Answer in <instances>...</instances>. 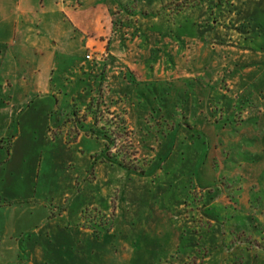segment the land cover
I'll use <instances>...</instances> for the list:
<instances>
[{"label": "rangeland", "instance_id": "374dc122", "mask_svg": "<svg viewBox=\"0 0 264 264\" xmlns=\"http://www.w3.org/2000/svg\"><path fill=\"white\" fill-rule=\"evenodd\" d=\"M108 2L96 35L70 26L7 50L0 138L18 139L0 145V206L38 205L49 219L70 224L72 236L84 230L74 252L80 259L72 254L68 264H178L189 254L179 264H219L211 254L264 252V213L260 221L256 209L264 131L248 112L255 94L264 107V0ZM47 43L56 64L36 76L49 51L33 49ZM64 58L80 63L67 70ZM100 74L103 107L122 114L131 132L115 147L131 143L146 161L144 174L102 164L101 137L82 134L66 144L52 122L72 104L82 112ZM238 111L248 126L233 122ZM223 228L224 243L208 240Z\"/></svg>", "mask_w": 264, "mask_h": 264}, {"label": "crops", "instance_id": "0c3cea01", "mask_svg": "<svg viewBox=\"0 0 264 264\" xmlns=\"http://www.w3.org/2000/svg\"><path fill=\"white\" fill-rule=\"evenodd\" d=\"M108 1L110 0H0V67L4 63L7 50L10 47H16L17 40L23 41L22 39L25 37L50 36L55 30L62 31L65 29L69 31L70 26L83 30V33L88 36L96 35L97 30L100 29L99 24L101 25L104 14L106 13L105 18L110 15L109 9H111V6ZM104 4L105 6H103ZM40 43L39 39L38 44ZM33 50L37 52L49 51V55L42 60V64L40 65V60L36 64V76L39 73L40 67L49 66L52 69L55 66L56 58L52 55L54 49H52L50 43H47V47L45 48H34ZM64 60H67L65 65L67 70L74 69L80 63V59H72L70 63H68V58H64ZM64 76H66V73ZM64 82L65 78L62 84ZM1 87L4 88V84ZM237 95L239 96V94L234 93V95L231 94L230 96L237 98ZM254 96L253 102L248 103L250 110L248 112L252 113L251 116L255 117L253 119L258 122L260 131H264V123L260 122V118L264 115V107H262V103L257 101L262 100V98L258 94ZM64 101V97L61 96L57 102L59 106L57 108L58 112L64 108ZM52 103L50 110L47 111H51L53 108ZM1 107L3 108V105L0 104V109ZM234 107L235 105L233 104L227 105V108L225 106L230 116L235 115L233 113L236 112L233 109ZM126 110L128 113L131 111L128 107ZM237 114L239 116L233 122L237 126H241V123H244L242 127L248 126V120H242L239 111ZM52 122L59 124L57 120H52ZM230 125L234 124L231 122ZM229 138L230 141H233L231 134ZM0 139V145L12 147L17 141L18 136L10 140L4 137ZM5 139L7 142L4 141ZM259 142V145L264 144L262 139ZM257 195L258 205L256 209L260 213L258 218L262 221V213H264V188H261ZM240 204H237V207L249 205L245 201L242 203L243 205L240 206ZM8 217L11 220L6 219ZM65 227L69 228L70 224L49 219L46 209L38 205L0 206V264H54L55 261L57 264H68V261L72 258L79 260L80 257L74 256V252H77L76 249H79L78 244L80 243V239H85V237H80L84 236V230L80 231V228H78L75 232H72L73 235H77L72 236L71 232L66 230ZM215 236H221L222 243H224L223 240L225 237L228 238V233L224 228L221 233L213 232L212 234L211 232V235H208V240ZM247 238L252 237L249 236ZM252 239L256 241L257 235H253ZM228 240L226 243L230 241ZM235 242L239 245L244 243L241 240H234L230 244H234ZM72 254L73 257L71 258ZM189 256L192 255L189 254L181 257L177 260V263H181V261ZM210 256L211 259L217 258V260H220L219 264H264V252L247 253L237 251L236 253L227 254L222 252L220 255L211 254ZM206 259H210L208 255Z\"/></svg>", "mask_w": 264, "mask_h": 264}, {"label": "trees", "instance_id": "16d2710c", "mask_svg": "<svg viewBox=\"0 0 264 264\" xmlns=\"http://www.w3.org/2000/svg\"><path fill=\"white\" fill-rule=\"evenodd\" d=\"M99 76V87H97L96 92L92 90L95 94L90 96L88 102L84 105L83 111L80 112L78 107L72 104L69 112L62 114L65 119L58 117V120H61L58 130L64 133V140L68 145L82 134L96 139L99 137L103 138L106 140V144L102 151V164H116L119 167L144 174L143 167L146 165V161L138 159V153L131 143L126 147H115L118 139L128 138L131 132L128 128V122L122 114L103 107L104 93L101 90V86H103L104 77L101 74ZM72 102L74 101L72 100ZM104 113L110 116V118L103 120L102 115ZM102 121H104V124H102ZM87 122L91 123V127L87 132L81 133V129H83ZM113 147L115 151L112 154L111 148ZM139 162L141 166L138 165Z\"/></svg>", "mask_w": 264, "mask_h": 264}, {"label": "built area", "instance_id": "2783aa9c", "mask_svg": "<svg viewBox=\"0 0 264 264\" xmlns=\"http://www.w3.org/2000/svg\"><path fill=\"white\" fill-rule=\"evenodd\" d=\"M85 58H86V59H90V55L87 54V55L85 56Z\"/></svg>", "mask_w": 264, "mask_h": 264}]
</instances>
